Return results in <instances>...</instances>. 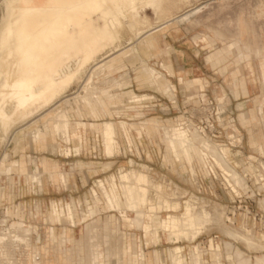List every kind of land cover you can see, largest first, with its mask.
Here are the masks:
<instances>
[{"label":"rangeland","instance_id":"rangeland-1","mask_svg":"<svg viewBox=\"0 0 264 264\" xmlns=\"http://www.w3.org/2000/svg\"><path fill=\"white\" fill-rule=\"evenodd\" d=\"M150 1L152 0L132 1L137 2V8L133 7V11L126 10L127 16L121 17L120 38L109 48L121 44L119 55L115 60L110 61L89 85L88 93L97 95L94 101L100 105V115L93 113L95 117L91 116L84 108L86 116L83 118L87 122L99 123L97 128L90 126L71 128L68 137L62 131H59V134L56 130L54 132L52 124L50 128H45L44 119L25 129H19L24 122L31 121L33 116L27 117L26 121L15 116L7 127H4L6 125L0 118V235L5 234L4 238L8 235L5 240H20L25 232L28 233V229L32 242H41L40 246L50 244L49 240L60 244L63 237L70 238L74 246L72 249L74 260H70L68 264H86L85 229L94 221L92 226L90 225L91 228L99 227V232L102 234L100 235H104L103 239L101 237L98 239L99 242L102 239L105 243L100 242L104 251L102 264L119 263L120 258H117L115 253L108 252V248L111 250L110 247L115 248L118 245L124 249L125 255L121 256L123 259L126 255L131 256L130 253H126L131 251L133 246V251L140 247L146 251L158 250L160 252L158 260L164 258L163 256H170V249L177 245L182 247L187 245L186 249L191 250L192 258H194L192 251L197 245L204 250L203 254L208 253L203 255L204 264H215L214 249L222 252L221 259L225 264H236L232 254L226 252V241H230L233 247L242 249L252 260L256 255L264 254V239L259 238L258 234H253L252 231L250 233L259 243L255 242V245H260L258 247L254 245L251 249L252 246H248L242 240L231 238L224 231L225 227L239 232L243 230L240 226H232L224 219L228 209V198L222 196L219 200H215L212 197L198 195L190 188L185 174L189 170V164L192 169L199 164L198 150L200 151L202 146L211 151L223 172L225 165L229 167L231 174L226 171L224 173L227 180L232 185H234L232 181L237 180L238 183L235 182V184L246 190L248 188L246 181L240 178L241 176L228 162V156L229 159L232 158L231 153L234 152H230L227 146L229 141L234 140L235 133L231 131L232 127L237 130L236 135L243 137L244 154L264 160V133L261 129L264 122L256 116L258 108L261 109L262 114L264 112V88L260 86L264 84L262 69L264 58L257 55L260 58L261 69L256 71L255 77V90L257 95L260 94L256 103L240 104L247 99L244 97L247 96V92L243 93L248 81L247 72H237L233 69V56L236 58L238 49L241 50L238 46L240 41L246 44L245 37L248 30L253 33L256 48L264 49V0H154V3ZM109 4L111 5L110 0ZM198 7L201 9L190 19L173 22L167 29L151 33L144 39L137 38L139 32L153 28L171 17L190 13V10ZM137 10L138 16L135 22L131 14H136ZM4 12L5 3L4 0H0V24ZM149 40L154 41V45H150ZM231 43H234V46L228 52L227 48ZM220 50L222 53L219 52ZM6 53V50L1 52L4 56ZM214 54H220L218 59ZM208 55L214 60L209 61ZM108 58L112 59V56ZM108 58L107 60H110ZM13 60V57L8 58L10 62ZM96 60L61 96L72 95L77 90H81V94L86 93L82 87L83 82L91 66L99 61V59ZM75 62L78 61L75 60L74 64ZM163 63L170 64L173 75ZM1 64L4 68L6 67V63ZM144 67H149L148 72L147 69L142 71ZM107 68H113V70L110 72L106 70ZM150 68L155 69L157 74L162 71L163 76L168 77L176 86V91L174 92L173 87L169 85L163 92L158 84L146 82L145 78L149 81L155 79L157 75L152 76ZM238 74L239 77H237ZM180 76L184 78L183 82ZM197 77L202 78V83L194 81ZM163 82L166 81L163 80ZM134 94L144 95L146 98L131 100ZM202 95H206L204 109H201ZM185 98H188L191 103L188 113H193L197 117H200V113L204 116L219 114L221 120L218 128H223L219 139L212 138L209 133L206 135L202 133V125L197 118H192V124L194 127L201 126L199 130L204 138L200 136L197 128L177 126V121L181 119L174 117L177 115L179 102ZM211 100L214 101L213 105H210ZM84 101L87 102H82L84 105L89 103L88 98ZM174 101L175 104L173 103L172 106ZM102 103H105V107L101 106ZM49 107L50 105L45 106L44 109ZM75 109L76 104H72L67 109L72 122L80 120ZM233 111L234 115L238 116L235 121L232 119ZM241 114H244L249 122L244 124ZM249 115L250 118H248ZM53 119L56 120L57 117ZM105 121H110L114 126L116 148L117 140L120 143L117 152L115 148L113 154L107 153V155L104 150L103 123ZM124 121L128 122L127 130ZM144 121L149 122L150 131L140 132L139 123ZM155 121H159L161 129L156 130L150 124H154ZM133 123L136 125H132ZM174 126L185 131L186 135L189 134L185 135L186 140H181L179 151L174 152L175 154H173L174 149L168 146L165 139V134L169 135V132H172L171 127ZM39 127L43 129L42 134L37 129ZM167 127L170 128L167 129ZM164 128L171 131L166 132ZM73 130H75V136L72 135ZM226 130H228L227 133ZM128 135L130 140L127 138ZM252 136L259 145L263 146V151L258 149L259 145L251 144ZM190 140L193 141L190 142ZM208 143L211 148L206 147ZM221 144H227L225 146L227 150ZM66 148L70 156L64 153ZM220 160H223V163ZM45 169L50 170L47 173ZM59 170L62 172L58 173ZM127 171L148 174L150 202L139 204L137 211L128 209L130 205L124 193L127 182L124 183L125 180L123 182L121 175ZM53 174H56V177ZM49 175L52 176V180ZM100 179L104 181L116 202V209L109 207L104 190L98 184ZM97 195L98 197L95 198L94 196ZM191 196L197 197L201 206L197 205V201L193 197L190 198ZM189 200L194 202L193 205L197 208L199 206L200 210L204 208L207 211H213L215 207L220 211L222 209L224 220L221 219L222 224L210 220L205 225L206 228L205 226L202 228L204 232H201L196 239L183 238L180 242H175L170 238L171 234L168 230L160 227V222L165 217L169 220L173 214L181 215L185 211V202ZM53 201L54 204H52ZM175 201L181 204L177 209L172 207ZM137 213L143 214L137 217L138 224V220L133 222L124 216L127 214L130 218H136ZM53 227L54 230H51L50 228ZM19 230L26 231L22 233ZM244 231L250 232L247 229ZM119 233L123 237H119ZM109 235L113 239H117L118 236L121 242L119 241L117 245L113 240L111 243V240L107 239ZM216 235L220 237L218 241L214 239ZM261 245L263 248L260 250ZM183 253L187 259L186 250ZM59 257V254L48 252L49 259L56 260ZM122 258L120 261L123 264ZM191 260L187 259L188 264H192L194 259Z\"/></svg>","mask_w":264,"mask_h":264},{"label":"bare ground","instance_id":"bare-ground-1","mask_svg":"<svg viewBox=\"0 0 264 264\" xmlns=\"http://www.w3.org/2000/svg\"><path fill=\"white\" fill-rule=\"evenodd\" d=\"M110 1H111V6L108 7V9L106 11V16L108 15L110 17V18L107 17L109 19V23L107 24L108 27L107 28L100 27V31L102 33L96 32L97 31V27H96L95 28L96 31H94V32H96V34H95L93 39L90 38V37H92L91 35L93 34V32L92 33L90 32L89 34H85L84 36L78 38V40L77 39L72 40L71 46H69L64 51V53L62 54L61 61L60 60L46 61L44 56H43V53H42V50H45L46 48L50 47V49H51L50 45H51L52 36H54L55 34L58 35V39H60V41L64 39V37L62 36L63 34H60L59 30L56 32L52 31V34L46 36L43 39H38L35 37L33 39V41H31V43L28 44L29 48L23 54H21L20 57H19V52L22 50L20 49V50H18V53H16L17 52L16 48H15L16 51L9 50L8 53H6V56L2 55L0 57V73L3 72L2 70L4 69V67L2 66L1 63L4 62V63H6V67H5V71L3 73L6 74L5 78L7 77L6 81L4 80V82H3V83H5V85L0 86V118L2 119L3 123L6 125L4 127H7L10 124V122L13 121L15 116H17L18 118L25 120V121H26L27 117L33 116L32 117L33 119H30L31 121H29V122L23 121L24 123L19 127V129H25V128L37 123L39 120L44 119L43 125L45 128H47V129L50 128V126L52 124V129H54V132L56 130V131H58L57 133L59 134V131H62V133H64L65 136H68L70 134V131H71V128H70V120L71 119H70V116L68 114L67 109L72 104H76L75 110L78 113V115L83 119L84 112L81 108V104H82V102H85L84 101L85 98H88L89 103L86 105H88V108L90 109V111L92 113H96L97 116L100 115V111H99L100 105H98L97 102H96L97 103L96 104L94 101V99L97 95H96V93H90V94L88 93L89 85L92 84V80L94 79V77L96 75L101 74V72H102L101 70H103V68L110 61L115 60L117 58V56L119 55V52H120L119 50L122 47L121 44H116L114 46V48H111V49H109L110 47H108V49H106V51L98 58L99 61L96 62L93 66H91L89 74L84 79L83 86H82L84 91H86L85 94H81V90H79V91L77 90L72 95L66 94L65 96H61V98H59V100H57L55 102H54V99L57 98L61 94V92H63L65 89H67V87L71 83L78 80L81 76V73L85 69H87L88 66H86L85 64L87 62V59L90 56H87V55H86V57L83 56L81 54V51H83V50L88 51L89 50L88 48L90 47V45L92 43V40L95 43L97 50H100L103 47V36H107L108 38L110 37L111 41H112V45H114L116 43V41H118L117 40L118 39L117 29L122 25V20L120 19L119 15L120 14L123 15V12H124V8L122 6H124L125 2H132V0H110ZM88 2H90V3H88ZM92 2H94V3H92ZM150 2H154V0H152ZM4 3H5L4 14H7L9 11V4H8L7 0H4ZM108 4H109V0H80L79 8L83 6L85 8V10L96 9V11H98L99 9H102L104 6H108ZM1 7H3L2 3H1ZM131 8L132 7H130L129 9H131ZM200 9H201V7L195 8L190 13L182 15L181 17H175L172 20L170 19L166 23H162V24H163V26L164 25L166 26V25H169L173 22H181L183 20H188L196 12H198ZM82 12H83V10H82ZM84 13L86 14V11ZM94 17H95V15H94ZM96 19H97V17H96ZM1 24H2V21H1ZM81 24H82V22H81ZM70 25L71 24L68 23V24H66L65 27H69ZM86 25H88V24H86ZM101 26H102V24H101ZM53 27H54V25H53ZM76 29H74V30H76ZM159 29H161L160 25L154 26L153 28L150 27L149 29H147L145 31L139 32V35L137 36V38L141 39L143 36L150 35L155 30H159ZM186 29H188V28H186ZM42 30H44V29H42ZM15 33L16 32H15V28H14V31H11V33H10V34H12L11 41L13 40L14 36L16 35ZM66 36H67V34H66ZM196 36H197V34H196ZM123 49H124V46H123ZM219 52H222V51L220 50ZM111 56H112V59L108 58ZM214 56L216 57V59H218L219 54H214ZM9 57H13L14 60L12 62L8 61ZM107 58L110 60H107ZM75 60L78 61L77 63L75 62L76 64H74ZM9 64H11V66ZM113 68H110V69L107 68L106 70L111 72L113 70ZM148 68L149 67H146V68L144 67L142 71L147 69L146 71L148 72ZM86 71L87 70H85V72ZM149 71H150V74L152 76H155L157 74L156 70L153 68H150ZM19 74H21L20 80L10 81L11 78H15V77L19 76ZM2 75H4V74H2ZM147 75H148V73H147ZM115 83H117V81ZM37 85H40V86L36 88ZM69 94H71V93H69ZM79 98H80V100H79ZM144 98H146V96H144V95L140 96V95L134 94L132 96L131 100H139V99H144ZM85 103H87V102H85ZM51 104H53L52 107H51ZM48 105H50V107L44 109V107L48 106ZM101 106L105 107V103H102ZM39 108H40L41 112L38 114ZM53 117H57V119L54 120ZM169 128L170 127H167V129H169ZM37 129H38V131H40V134H42L43 129L40 127ZM167 129H165L166 132L167 131L169 132L171 130H172V132L171 133L169 132V135L165 134L166 135L165 139H166L167 143L169 144L168 146H170L174 149L173 154H175L174 152L179 151V145L181 146V140L182 141L186 140V137H185L186 132L183 130H180L178 127L176 128L175 126L171 127V130H167ZM184 130H186V128ZM195 131H197V130H195ZM103 132H104V140H105V145L107 148V153L113 154L115 151V148H116L115 137H114L115 132H114V126L110 121H105L103 123ZM187 135H189V134H187ZM194 135H197V134H194ZM198 136H197V138H198ZM199 138H201V137L199 136ZM194 139H195V137H194ZM68 141H69V139H68ZM191 141H193V140H190V142ZM187 142H188V140H187ZM212 145L214 146L215 144H212ZM189 147H191V146H189ZM206 147L211 148V146H209V143H208V146H206ZM219 148L217 150H219ZM169 149L172 151L171 148H169ZM212 150L215 151V149H213V148H212ZM214 151H212V152H214ZM198 153L200 154L199 150H198ZM214 154H216V153L214 152ZM110 156H112V155H110ZM176 156L178 157V155H176ZM217 157H218V155H217ZM224 159H226V158L224 157ZM222 161L220 160V162H222ZM226 162H227V160H226ZM190 167H191V165H190ZM223 169L227 173L231 174V170L229 169V167H226V165ZM192 171L195 172V167L192 169ZM225 171H224V173H225ZM121 175H122L123 182H124V180H125L124 183L127 182L125 184V192L124 193L126 195V198L128 199L129 205H130V207L128 205V207H129L128 209L134 211L138 208L139 204H141V203L145 204L147 202H150V199L148 196L149 191H150V188L148 186V184H149L148 183V181H149L148 174H146L144 172H141L139 174H135L132 171H127L126 173H122ZM234 182L238 183L237 180H234ZM98 184H100V186L104 190V193L108 199L107 201H108L109 207H111L112 209L113 208L116 209V207H117L116 202L112 198V195L110 194V192L107 190V187H106V184L104 183V181L100 179L98 181ZM245 185L246 184H244V186ZM193 203L190 200L186 201L185 206H184L185 211L181 215H174L173 214L169 217V220L165 217L160 222V227L163 228L164 230H168V232L171 234V237L170 236L169 237L172 238V240L175 242H178V241L180 242V240L183 238H188V240H190V239L193 240V239L198 238L199 235L201 234V232H204V231H202V228L210 220H213L216 223L222 224V222H220L221 219L223 218V212H222L221 208H220L221 209V211H220L218 208L215 207L216 210L213 209V211L215 210L214 212L213 211H207L204 208H203V210H200V209H198L199 206L197 208L196 205L195 206L193 205ZM179 205H181V204L178 201L177 202L175 201V203L172 204V207L174 209H177L178 207H180ZM120 211L122 212V210H120ZM141 215H143V214L137 213V216H135L136 218H130L127 214H124V216H126L127 219H129L133 222H137V220H138L137 217L139 218V216H141ZM140 218H142V217H140ZM224 219H222V221ZM92 223H94V221L89 223L85 229L86 230L85 231V233H86L85 242H86V246H87L86 247V249H87V251H86V254H87L86 255L87 256L86 262L88 264H102L101 260H102L103 254H104V251L102 248V243H104L103 242L104 240H102V239L104 238L103 237L104 235L101 236L102 234L99 232V229H98L99 227L94 226L91 228ZM138 223H139V220H138L137 224ZM205 228H206V226H205ZM19 231H21L23 233V231H26V230H23V231L19 230ZM224 231H226V234L228 236H230L231 238H234L237 240H242V241L246 242L248 244V246H252L251 249L253 248V246L256 243H258L254 240L253 235L250 234V233H252L251 231L247 232V231H244V229H243L242 230L243 232L242 231L239 232L238 230L235 231V229L234 230H232V228L230 229V227L229 228L225 227ZM22 233H21V235H22ZM6 234H7V232H6ZM9 234H10L9 237H11V233H9ZM29 234H30V231L28 229V233L25 232L20 237V240L25 241V242L32 241L31 238L29 237ZM122 234H123V232H122ZM122 234H121V236H122ZM110 235H109V237L107 236V239L111 240L110 241L111 243L113 240L116 241V244L118 245V242L120 241L118 236H117V239H113V237L112 236L110 237ZM4 236H5V234H4ZM4 236L0 235V242L4 241L8 235L6 236V238H4ZM121 236L119 233V237H121ZM100 237L102 238V239H100V242H102V243H100L98 241V239ZM63 238H65V237H63ZM63 238L61 239L60 245H62L65 242H68L70 240V238H65V239H63ZM111 243H110V245H111ZM57 244H59V243H57ZM119 244L121 245V243H119ZM118 246L115 247L116 249L110 247L111 248V250H110L108 248V252H109V254L115 253L116 257L121 259L122 258L121 256L124 254V249L120 248L121 246L120 247H118ZM225 246H226V250H227L226 252L228 254H232V257H233L236 264H264V254H262V253H261L262 255H260V254L256 255L255 259L252 260L249 256H247L245 254V252L242 249H240L238 247H236V248L233 247V245L230 241H226ZM258 246H260V245H258ZM258 246L255 245L254 247H258ZM259 248L261 250L263 248V246L261 245V247H259ZM193 249H194V251H192V253H194V256H193L194 258H192V259H194V260H193L192 264H204V258H203V251L204 250L200 249L199 246H197V245L194 246ZM67 251L71 252L72 247H69V248L66 247L65 249H62V248L57 249L56 248V249H53L51 251V249H49V246H43L40 248L41 258L35 264H68V260L66 257ZM48 252L59 254L61 256L59 257V259H56V260L49 259L48 258ZM183 252H184V249L180 245H177V246L170 249V251H169L170 258L174 264H188V261L185 258V255ZM213 255L215 256L214 258L216 259L215 264H225L224 261L221 259L222 252L220 250L214 249ZM120 259H119V263L117 261L118 264H122Z\"/></svg>","mask_w":264,"mask_h":264},{"label":"crops","instance_id":"crops-1","mask_svg":"<svg viewBox=\"0 0 264 264\" xmlns=\"http://www.w3.org/2000/svg\"><path fill=\"white\" fill-rule=\"evenodd\" d=\"M7 1L9 4V11L7 14L3 15L2 24L0 25V57L2 56L1 52H3L4 50H6L7 53L9 50H12V51L17 50L16 53H18V50L21 49L22 51L19 52V57H20L21 54H23L29 48L28 44H30L31 41H33V39L35 37L38 39H43L46 36L52 34V31L56 32L59 30L60 34H63L62 36L64 37V39L60 41V39H58V35L55 34L54 36H52L51 45H50L51 49H50V47L46 48L45 50H42V53H43V56H44L46 61H52V60H60L61 61L62 54L64 53V51L69 46H71L72 40H74V39L78 40V38L84 36L85 34H89L90 32L91 33L93 32V34L91 35L92 37H90L93 39L96 32L102 33L100 31V27L107 28L108 27L107 24L109 23V19L107 18L109 16L108 15L106 16V11H107L108 7L111 6L110 4H108V6H104L102 9H99L98 11H96V9L85 10V8L83 6L79 8L80 0H7ZM137 2H125L124 6H122L124 8L123 15H121V14L119 15L120 19H121V17L127 16L126 10H130L129 9L130 7H132L131 11H133V7L137 8ZM88 3H90V2H88ZM92 3H94V2H92ZM152 5L155 6L154 4H152ZM82 10H83V12H82ZM85 11H86V14L84 13ZM190 11H192V10H190ZM190 11H188V12H190ZM186 13H184V14H186ZM184 14L171 17V18L167 19L165 22L163 21V22L155 25V26L160 25L161 29L155 30L153 33L167 29L173 23L166 25V26L165 25L163 26L162 23H166L168 20H170V19L172 20L175 17H181ZM94 15H95V17H94ZM137 16H138V10H137L136 14H133V13L131 14L133 21L135 20V22H136ZM96 17L98 20L96 19ZM81 22H82V24H81ZM68 23H70L71 25L69 27H65L66 24H68ZM86 24H88V25H86ZM101 24H102V26H101ZM53 25H54V27H53ZM96 27H97V31L95 29ZM14 28H15V32H16L15 34L16 35L14 36L13 40L11 41L12 34H10V33H11V31H14ZM42 29H44V30H42ZM74 29H76V30H74ZM94 31H96V32H94ZM117 31H118V34H117L118 39L117 40H119V38H120L119 28L117 29ZM66 34H67V36H66ZM147 36H149V35H147ZM147 36H143L141 39H144ZM109 38L107 36H103V47L100 50H97V47L95 46V43L92 40V43H91L90 47L88 48L89 50L88 51H84V50L81 51V54L83 56H85V57H86V55L90 56L87 59V62L85 64L86 66L91 65L96 59L99 58V55H102L106 51V49H108V47H110L112 45L111 38L110 39ZM245 38L247 39L246 44L243 41L242 42L240 41V43H238V46H239V48L241 47V50L238 49V53H237L236 58H234L235 56H233V65H234L233 69L236 70L237 72H240V71L247 72L248 81H247V84L245 86L246 90L243 91V93L247 92V96H244L247 99L244 100L243 102H241L240 104H244V103L251 104V103H256L257 97L260 96V94L257 95L256 90H255V85H256L255 84V81H256L255 77H256V71L261 69L260 64H259V59L264 58V49L260 48V50H258L256 48V45L253 42L254 38H253V33L251 30H248L246 32ZM149 43H150V45H154V41H152V40H149ZM233 46H234V43H231L228 45V48H227L228 52L231 51ZM15 48H16V50H15ZM220 53H222V52H220ZM210 55H208L207 59L209 61H213L214 59H210ZM257 55H259L260 58ZM219 56H220V54H219ZM163 64H164V67H166L169 70L171 75H173L174 72L170 69V67H171L170 64H165V63H163ZM262 65H263L262 69H263V73H264V60L262 62ZM2 71L4 72L5 68ZM3 72L0 73V81H1L0 86L5 85V83H3V82H4V80L6 81V78H7V77L5 78L6 74ZM2 74H4V75H2ZM163 75L164 74L161 71L156 75L155 79L153 78V79H150L148 81L145 78L144 80L146 82L158 84L162 88L163 92H164V88L166 86L170 85L173 87V90L175 92L176 86L170 82L168 77H165ZM20 76H21V74H19V76L15 77V78H11V79H12V81H14V80L18 81L21 78ZM239 76L240 75L238 74L237 77H239ZM237 79L239 81V78H237ZM163 80H165L166 82H163ZM180 80L183 82L184 78L182 76H180ZM194 81L198 82V83H202V78L197 77L194 79ZM252 81H254V82H252ZM73 83H71L69 86H71ZM39 86L40 85H37L36 88ZM260 86L262 88H264V84H260ZM65 90L63 92H61V94L57 98L54 99V102L57 99L59 100V98L65 92ZM173 103L175 104V101L172 102V106H173ZM190 104L191 103H190V100L188 98H185L182 100V102H179V109H178L177 115L174 118L182 119L189 112L188 107ZM168 107H170V105ZM81 108H82L83 112L85 110L84 108H86L89 111V114L91 116H94L93 113L88 108V106L81 104ZM39 111H40V108L38 109V112ZM170 112H171V110H170ZM84 116H86L85 112H84ZM256 116H257V118H259L261 121L264 122V112L262 114L260 108H258V112H257ZM28 118H31V116H29ZM248 118H250V115L248 116ZM232 119L234 121L236 119H238V116L234 115V111H233ZM241 119H242L244 124L249 122L247 120V117L244 114H241ZM121 122L122 121H120V124H121ZM124 122H125V127L127 130L128 122H126V121H124ZM150 124H152L153 128H155L156 130L161 129V125L159 124V121H155L154 124L153 123H150ZM115 125H116V123H115ZM132 125H136V123L135 124L133 123ZM139 125L141 128L139 130L140 132L142 130L150 131V126H149L148 121L141 122V123H139ZM87 126H90L92 128H97L99 126V123H97L95 121L94 122L93 121L87 122L84 120V118L82 119L81 117H80V120H77L75 122H72V120H70V128H79V127H87ZM261 129L264 133V126ZM114 132H115V129H114ZM72 133H73L72 134L73 136L76 135L75 130H73ZM127 138H128V140H130L129 135ZM251 144L252 145H259L257 140L253 136L251 139ZM119 147H120V143H119V140H117L116 152L118 151ZM67 149L68 148H66L64 153L67 156H70L71 154L70 155L67 154ZM258 149L263 151V146L259 145ZM104 150H105V153L107 155L106 145L104 147ZM48 170H50V169H45V172L48 173L49 172ZM60 172H62V171L59 170L58 173H60ZM58 173H56V174H58ZM56 174H53V176L56 177ZM51 177L52 176L49 175V178L52 180ZM53 181H56V180H53ZM94 197L96 198V197H98V195L94 196ZM54 203L55 202L53 201L52 204H54ZM50 229L54 230V227L50 228ZM68 242L71 243L70 240ZM153 247H158V246L153 245ZM73 248H74V246L72 247V249ZM184 248L186 250L187 256H189L191 250L186 249L187 245H184L183 249ZM129 253L131 256L126 255V257L124 259L122 258L123 264H172L170 256H163L164 258H161V260H158L160 252L156 249H150V250L146 251L144 248L140 247L137 250L133 251V246H132V250L127 252L126 254H129ZM72 255H73V250L71 252L67 251L66 257H67L68 262L70 260H74ZM124 255H123V257H124ZM59 256H61V255H59ZM102 258H103V256H102ZM188 260L191 261L190 256L188 257ZM101 263H103L102 260H101Z\"/></svg>","mask_w":264,"mask_h":264},{"label":"built area","instance_id":"built-area-1","mask_svg":"<svg viewBox=\"0 0 264 264\" xmlns=\"http://www.w3.org/2000/svg\"><path fill=\"white\" fill-rule=\"evenodd\" d=\"M201 109L205 108L206 95H202ZM214 101H210V105H213ZM192 118L197 120L202 125L205 135L209 133L212 138L219 139L223 128L220 129V116L218 113L204 116L200 113V117H197L193 113H187L181 120L177 121V126H188L190 128H197L200 134L199 127H194L192 124ZM231 131L235 134L233 142L229 141L227 145L230 149L232 158L228 156L229 164L235 169L241 178L246 181L248 188L242 189L238 185L230 183L224 175V172L217 163L215 156L206 148L201 145L200 148V161L195 167V172L192 171L190 165L189 170L186 172V180L189 183L190 188L201 196L212 197L215 200H219L220 197L228 198V209L226 210V221L232 226H240L243 229H247L258 234L259 238L264 239V160L259 157L244 154V146L242 144V138L238 135L235 128L232 127ZM226 133L228 130L225 131ZM202 137V135L200 134ZM204 138V137H202ZM224 146L226 145L221 144ZM222 150V149H221ZM234 157V158H233ZM197 201V205L201 206L197 197L191 196ZM204 203V202H202ZM206 205V204H204ZM208 207V205H206ZM73 227V226H72ZM220 237L214 236L215 241H218ZM51 243L42 244L36 241L33 243L25 242L15 239H7L0 242V264H35L40 258V248L43 246H49L51 251L53 249H65L66 247H72L73 244L65 242L62 245L55 244L53 240H49ZM53 243V244H52ZM185 251V250H184ZM204 253L203 255H207ZM187 256V254H186ZM192 259V254H189ZM188 259V256H187Z\"/></svg>","mask_w":264,"mask_h":264}]
</instances>
